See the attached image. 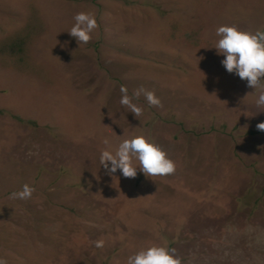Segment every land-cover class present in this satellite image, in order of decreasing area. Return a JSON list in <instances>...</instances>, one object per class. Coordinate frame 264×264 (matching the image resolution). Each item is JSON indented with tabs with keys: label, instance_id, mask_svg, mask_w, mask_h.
Returning a JSON list of instances; mask_svg holds the SVG:
<instances>
[{
	"label": "rangeland",
	"instance_id": "1",
	"mask_svg": "<svg viewBox=\"0 0 264 264\" xmlns=\"http://www.w3.org/2000/svg\"><path fill=\"white\" fill-rule=\"evenodd\" d=\"M78 12L99 25L87 44L69 34ZM222 25L264 30V0H0V257L127 264L159 245L182 264H264V107L213 48ZM136 135L176 172L108 174L102 151Z\"/></svg>",
	"mask_w": 264,
	"mask_h": 264
},
{
	"label": "clouds",
	"instance_id": "2",
	"mask_svg": "<svg viewBox=\"0 0 264 264\" xmlns=\"http://www.w3.org/2000/svg\"><path fill=\"white\" fill-rule=\"evenodd\" d=\"M74 21L69 34L76 38L78 44L89 43L92 39L91 34L99 27L95 15L89 12H78L74 16ZM215 35L219 39L213 48L217 50V54L225 57L221 63L226 71L238 75L241 80L247 82L248 87L258 89L256 105L264 107V30L251 32L241 30L235 25H222L216 29ZM120 92L122 93L120 104L136 118L140 117L143 109L133 102V98L128 95L127 87L122 85ZM141 93L144 94L149 105L160 106L161 102L153 91L141 88L137 89L133 95L139 98ZM256 127L264 132V122L258 123ZM103 143L109 145L110 141L104 139ZM100 164L108 174L111 175L120 170L125 178H135L138 169L148 178L168 176L176 172V163L159 145L144 135L124 139L115 152L107 149L102 151ZM34 191L33 187L24 184L22 190L12 193V197L27 200L32 197ZM95 246L102 248L104 241L102 239L95 241ZM175 253L174 248L151 245L129 256L127 264H182L181 258ZM0 264H8L7 259L0 257Z\"/></svg>",
	"mask_w": 264,
	"mask_h": 264
}]
</instances>
